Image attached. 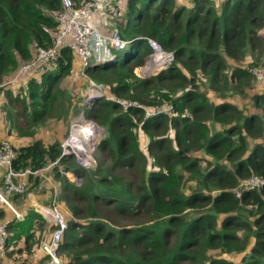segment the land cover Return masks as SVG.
Returning a JSON list of instances; mask_svg holds the SVG:
<instances>
[{"label": "trees", "instance_id": "obj_1", "mask_svg": "<svg viewBox=\"0 0 264 264\" xmlns=\"http://www.w3.org/2000/svg\"><path fill=\"white\" fill-rule=\"evenodd\" d=\"M62 9V0H0L1 82L54 45ZM119 28L130 41L125 54L87 69L108 94L88 115L107 133L95 152L98 169L62 157L59 131L49 144L15 147L16 173L58 162L47 174L74 218L60 256L65 264H264V186L234 193L244 180H264V86L252 74L263 60L264 0H127ZM145 38L175 52L150 78L135 74L152 53ZM67 40L44 73L2 91L0 108L21 137L70 126L76 99L63 81L77 57ZM249 50L262 54L248 61ZM118 98L174 112L150 118ZM39 220L34 209L13 219L7 249L17 252L11 244L27 233L26 247L34 244Z\"/></svg>", "mask_w": 264, "mask_h": 264}, {"label": "built area", "instance_id": "obj_2", "mask_svg": "<svg viewBox=\"0 0 264 264\" xmlns=\"http://www.w3.org/2000/svg\"><path fill=\"white\" fill-rule=\"evenodd\" d=\"M63 9L57 15L59 31L55 37L54 45L50 48H38L36 57L31 61H22L16 73L9 79L0 81V98L2 91L8 88H18L22 81L29 77L31 73H44V64L55 60L59 54L61 46L68 38H71V50L80 61V76L87 81V88L84 91V103L86 110L77 118L70 122L69 135L61 144L62 157L74 156L77 164L85 170H95V152L98 146V137H103L104 131L91 120L88 115L94 105L108 98L104 87L92 80L87 69L92 64L111 65L115 61L116 52L126 50L130 45L129 40H125L119 31H114L110 36H104L100 31L91 26L93 12L97 7L105 8L111 16H117L119 9L110 0H86L80 7H77L74 0H62ZM152 48V53L146 64L140 67L141 76H156L167 70L175 61V52L164 50L158 43L145 38ZM257 81L264 85V67L255 71ZM89 83V84H88ZM115 102L125 109L130 107L143 108L147 117L154 118L161 115H172L174 107L172 105H158L147 109L140 103L125 101L120 98ZM16 158V150L11 142L4 140L0 142V170H4V190H0V201L9 207L14 218L22 220L23 216L8 201V196L14 193L25 194L27 191L26 182L16 183L17 178H24L28 174H37L50 181L47 173L58 163H52L44 169L32 171L27 169L23 173H16L13 170V160ZM71 180L80 181V178L69 172H63ZM256 186H264V180L252 178L244 180L234 190L237 197H241L246 190ZM54 190L56 188L54 187ZM39 213L53 222L55 231L51 239L42 245V251L48 257L47 264H65V260L60 256V249L64 242V235L68 229V222L65 215L57 209L55 200L51 207L36 205ZM12 220H0V259L7 251L8 226Z\"/></svg>", "mask_w": 264, "mask_h": 264}, {"label": "crops", "instance_id": "obj_3", "mask_svg": "<svg viewBox=\"0 0 264 264\" xmlns=\"http://www.w3.org/2000/svg\"><path fill=\"white\" fill-rule=\"evenodd\" d=\"M85 1L86 0H80L79 1V3L81 2L80 6ZM110 1L113 2L116 5V7H118L119 9V14L117 16H111L105 8L100 6L94 10L93 16L91 19V26L95 28L96 30L100 31L101 34L104 36H110L112 35L114 31H120L119 27L121 24L125 23V17L127 14V0H110ZM70 41H71V38L67 40L66 44L68 45ZM80 68H81L80 61L77 58V60L75 61V65L73 68V72L71 73V76L66 78L63 81V87L65 89L66 88L69 90L71 89L72 91V82L74 83V79L72 78H78V79H75V83H74L75 85H77L76 86L77 90H82L84 88L82 86H78V82L79 81L82 82V79H80L81 77L80 72H79ZM31 77L37 78L38 74L31 73V75L25 78L21 84L24 85ZM83 95L84 93L82 92V98H83ZM77 105L79 106V104ZM82 105L83 103H81V106ZM79 112L80 110L77 111L76 114H78ZM72 115H73V112H72ZM57 124L58 123H55L54 125H50L45 131L40 132L38 135H36L35 138L21 137L20 135L16 134L15 129L13 128L12 124H10V122L8 121V118L6 117V115L0 108V142L7 140L11 142L12 145L16 148L31 144L37 139H42L45 142V144H49L52 141L53 137L55 136V133L58 131ZM52 126H54L55 128L51 129L52 130L51 133L47 134V131H49ZM62 126L66 127V124H62ZM62 126L60 125L59 127V132H58L59 134H61L60 129L62 128ZM4 173H5L4 170H0V190H4L5 188V184L3 183ZM49 179L50 181L48 182V185H49L48 188L45 187L46 184H42L43 180L34 182V181H30L29 177L16 179L18 183H21L22 181H24L27 183L29 188L33 187V189H29L30 192H32L31 196L29 197L27 195L26 197L28 198H24V200H20L19 198L20 195L18 196V194H12L11 196H8V201L10 202V204L15 205V207L20 211L19 213L22 214L23 218L24 216L28 217L30 210L34 209L35 205L38 202L46 203V201H43L46 198H49L47 200L49 201L52 198L54 187L56 188V191L58 192V194L60 193V183H58V181L54 179V182L57 185L56 186L54 182L53 183L51 182V179H53L52 176H50ZM34 195L37 197L36 201L34 200ZM1 219L13 220L15 218H14L13 211L9 207L1 203L0 201V220ZM25 253H26L25 259L18 264H47L48 262V257H46L42 249L39 250L36 248L30 252H25ZM9 257L10 256H5L4 258H1L0 259L1 264H9L10 263Z\"/></svg>", "mask_w": 264, "mask_h": 264}, {"label": "rangeland", "instance_id": "obj_4", "mask_svg": "<svg viewBox=\"0 0 264 264\" xmlns=\"http://www.w3.org/2000/svg\"><path fill=\"white\" fill-rule=\"evenodd\" d=\"M185 0H177V2L178 3H182V2H184ZM125 52H126V50H122V51H120V52H116L115 53V56H118V57H122L124 54H125ZM253 53V54H252ZM261 54H262V51L260 52L259 50H255V51H248V54H247V57L245 58L246 60H248V61H250V58L251 59H253V60H256L258 57H260L261 56ZM261 58H263V60H261V64L262 65H260V66H255V67H253L252 68V74L255 76V78H256V84L259 86V87H263L264 85L263 84H259L258 83V81H257V77H256V74H255V71L256 70H258V69H260V68H263L264 67V64L262 63L263 61H264V51H263V54H262V56H261ZM140 67L139 68H137L136 70H135V74H137V76H139L140 78H150V77H153V76H148V77H146V76H141L140 75ZM10 78V77H9ZM9 78H7V79H9ZM72 79H74V83H75V79H78V78H72ZM80 79H82L81 77H80ZM77 82V81H76ZM73 82H72V95H74V98L76 99V105H75V107H74V109H73V115H72V118L69 120V122H71L73 119H75V118H77V117H79L85 110H86V107H85V103H84V99H81L82 98V92H84V89H86L87 88V81H85L84 79H82V82L81 81H79L78 82V86H82V87H84L82 90H77L76 89V86L77 85H75ZM89 84V83H88ZM78 103H80L79 104V106L77 105ZM81 103H83V105L81 106ZM80 110V112L78 113V114H76L77 113V111H79ZM70 125V124H69ZM53 128H55L54 126H52L51 128H50V130L49 131H47V134L48 133H51V129H53ZM100 128L104 131V134H103V137H98V144L105 138V136L107 135V133H106V130L104 129V127H102V126H100ZM70 128H69V126H68V124L66 125V127H63L62 126V128L60 129V133L61 134H59L58 135V138H59V140L61 141V144H62V142H64L65 140H66V138L68 137V135H69V132H70V130H69ZM58 131H59V129H57ZM68 131V132H67ZM67 133V134H66ZM101 158V155H99V159ZM96 166H97V169H98V166H99V163H98V161L96 160ZM63 172H65V171H63ZM91 172H93V171H91ZM64 175H65V173H63ZM37 174H35L34 176H36ZM49 177H50V175L49 174H47ZM66 176V175H65ZM67 177V176H66ZM40 178H42V180H43V183L42 184H46V188H48V179H46V178H44V177H42V176H40ZM69 179V178H68ZM71 180V179H70ZM34 182H35V180H33ZM71 181H73V180H71ZM51 182L53 183L54 182V179H51ZM75 182V181H74ZM16 183L18 184V182L16 181ZM54 184L56 185V183L54 182ZM76 185L77 186H80L81 185V179H80V181H77L76 182ZM57 186V185H56ZM26 187H27V183H26ZM31 193L32 192H30V191H26V193L25 194H18V196H19V198H20V200H24V198H28V197H26L27 195L30 197L31 196ZM17 194V193H16ZM58 192L56 191V190H54L53 189V194H52V198L49 200V201H47L49 198H46V199H44L43 201H46V203H41V202H38L36 205H41V206H45V207H51L52 206V204H53V202H54V200H55V202H56V204L58 205V207H57V209L59 210V211H61L64 215H65V217H66V219H67V222L69 223V221L70 220H72V219H74L73 218V215L71 214V212L68 210V208L66 207V205H64L63 203H60L59 202V200H58ZM34 200L36 201L37 200V197L34 195ZM30 201V200H29ZM36 205H35V208H34V211L36 212V213H38V215L40 216V220L38 221V223H37V226H35L34 227V229H32V231L34 230V232L36 233V237H35V243L34 244H32L29 248L28 247H26V241H25V239H26V236L28 235V233L26 234V235H24V236H22L21 238H18L17 239V243H19L18 245H17V243L15 244V245H13V243L11 244V246H17V247H19V249L20 248H22V249H24V250H22V251H19V249H18V251L17 252H15V250L16 249H14V252H12V251H10V249L8 250L7 249V251H6V253H5V256H10L9 257V259H10V263L9 264H18V263H20L21 261H23L24 259H25V252H30V251H32L33 249H42V245L44 244V243H46V242H48L50 239H51V236H52V234H53V232L55 231V226H54V224H53V222L51 221V220H49V219H45L40 213H39V211H38V208L36 207ZM12 206H13V208L15 209V210H17L18 212H20L16 207H15V205L14 204H12ZM26 219V216H24V218L22 219V220H17V221H24ZM38 229V230H37ZM38 231V232H37ZM15 234V233H14ZM13 234V235H14ZM49 239V240H48ZM9 254V255H8ZM4 256V257H5ZM3 257V258H4ZM0 264H1V262H0Z\"/></svg>", "mask_w": 264, "mask_h": 264}]
</instances>
